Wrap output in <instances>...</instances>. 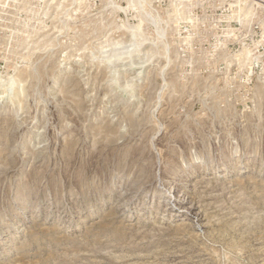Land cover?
I'll return each instance as SVG.
<instances>
[{
  "label": "rangeland",
  "instance_id": "1",
  "mask_svg": "<svg viewBox=\"0 0 264 264\" xmlns=\"http://www.w3.org/2000/svg\"><path fill=\"white\" fill-rule=\"evenodd\" d=\"M0 264H264V0H0Z\"/></svg>",
  "mask_w": 264,
  "mask_h": 264
},
{
  "label": "bare ground",
  "instance_id": "2",
  "mask_svg": "<svg viewBox=\"0 0 264 264\" xmlns=\"http://www.w3.org/2000/svg\"><path fill=\"white\" fill-rule=\"evenodd\" d=\"M185 176H187V175H185ZM179 180L181 182L182 179H179ZM192 188H195V184H193V183L192 184L186 183V182H183V180H182L181 183H177V182L174 181V182L171 183V187L169 188L170 189L169 191H171V193H173V194L176 193L177 191H183V193H185L186 195H188V194L191 193ZM186 195L185 196H178V197H176L175 198V202H174V206L178 207L184 213H186V214H188L190 216L194 215V217H196L197 207H195L191 203L190 197H186Z\"/></svg>",
  "mask_w": 264,
  "mask_h": 264
}]
</instances>
